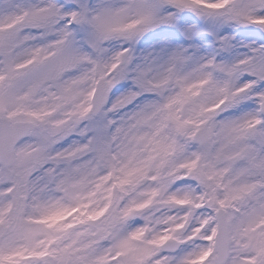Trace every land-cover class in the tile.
Here are the masks:
<instances>
[{
	"label": "snow or ice",
	"instance_id": "obj_1",
	"mask_svg": "<svg viewBox=\"0 0 264 264\" xmlns=\"http://www.w3.org/2000/svg\"><path fill=\"white\" fill-rule=\"evenodd\" d=\"M0 264H264V0H0Z\"/></svg>",
	"mask_w": 264,
	"mask_h": 264
}]
</instances>
